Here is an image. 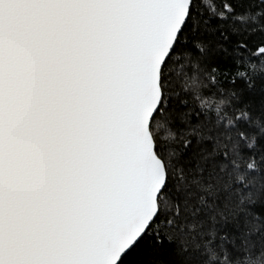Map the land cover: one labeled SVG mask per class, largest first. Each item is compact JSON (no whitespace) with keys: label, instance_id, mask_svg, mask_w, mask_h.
Listing matches in <instances>:
<instances>
[{"label":"snow or ice","instance_id":"1","mask_svg":"<svg viewBox=\"0 0 264 264\" xmlns=\"http://www.w3.org/2000/svg\"><path fill=\"white\" fill-rule=\"evenodd\" d=\"M0 264H264V0H0Z\"/></svg>","mask_w":264,"mask_h":264}]
</instances>
